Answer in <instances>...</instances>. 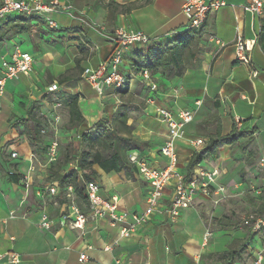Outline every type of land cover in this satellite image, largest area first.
<instances>
[{
  "label": "crops",
  "instance_id": "obj_1",
  "mask_svg": "<svg viewBox=\"0 0 264 264\" xmlns=\"http://www.w3.org/2000/svg\"><path fill=\"white\" fill-rule=\"evenodd\" d=\"M40 1L57 4L49 15L56 24L53 30L43 18L35 16L28 32L13 34L10 26L1 25L14 17L0 19V65L15 50L28 53L33 59L30 75L7 81L0 95V253L17 254L19 264H248L247 245H250L262 252L264 264V231L253 233L242 226L243 220L228 222L221 220L220 215H210L209 198L214 194H198L190 207L173 217L170 214L173 183L164 189L149 221L128 238L120 237V227L110 225L107 219L90 220L82 231L61 225V216L71 203L87 214V202L73 193L62 196L59 189L55 195L47 193L50 187L58 186L52 180L54 172L64 175L74 166L59 167L58 163L48 164L42 159L45 156L38 151L42 137L33 141L28 131L31 122L24 124L31 105L37 104L38 114L45 120L41 136L46 133V126L53 132L46 148L58 137L69 142L70 133L80 136L103 118L111 121L120 98L109 87L97 94L82 78L81 71L95 70L109 59L115 48L114 34L120 28L141 31L154 42L171 39L173 34L187 28L182 8L188 0ZM224 1L227 6L210 13L203 24L200 66L188 69L181 78H159L157 83L162 92L154 89L148 93L153 98L152 104L142 97L138 117H129L126 126H112L121 142H113L102 152L100 163L91 167L101 197H116L121 211L143 212L151 190L129 163L130 156L146 160L152 168L166 167L167 160L159 150L167 129L155 116L156 107L177 113L201 103L193 121L185 127L183 138L175 142L176 169L180 174H186L191 155L198 152L190 143L192 140L202 139L206 143L209 136L227 135L232 130L241 134L239 141L220 147L215 156L203 161L206 170L218 171L211 190L215 191L225 174L229 176L227 170L237 160L241 169L255 167L258 172L264 171L258 163L264 155V8L257 16L247 10L246 0ZM109 2L129 7L130 11L119 12L108 22ZM4 30L8 33L1 37ZM237 38L248 43L247 64L235 59ZM141 48L132 45L126 49L121 72L129 78V94L140 85L144 96L145 87L152 88L153 84L134 75L128 65ZM62 75L69 78L59 85L57 81ZM52 84L59 87L55 94L46 91ZM56 95V100H48ZM72 98L77 100L83 122L59 133V127L68 124L64 103ZM54 103L60 107L53 109ZM54 114L60 118L57 129L51 123ZM11 153H17L18 157L11 159ZM263 192L264 178L250 188V195L258 197ZM261 204L264 205L263 197ZM210 216L214 219L211 223ZM44 219L49 229L41 227ZM216 223L228 227L221 230ZM211 225L216 229L210 230ZM206 230L211 237L204 242ZM241 243L246 248L233 262L225 263L214 256ZM82 254L87 259L80 262Z\"/></svg>",
  "mask_w": 264,
  "mask_h": 264
},
{
  "label": "built area",
  "instance_id": "obj_2",
  "mask_svg": "<svg viewBox=\"0 0 264 264\" xmlns=\"http://www.w3.org/2000/svg\"><path fill=\"white\" fill-rule=\"evenodd\" d=\"M247 10L259 16L264 8V0H246ZM56 3H46L40 0H0V19L8 16L24 15L37 16L43 18L46 26L53 30L56 28L55 22L49 18L55 11ZM227 6L224 0H188L182 13L187 20V28L199 29L203 26L207 16ZM69 9V8H68ZM115 48L107 61L99 65L95 70L85 69L82 73L87 83L93 90L101 95L104 87L114 90L119 89L125 82V76L121 72L124 63V54L126 49L132 45L144 46L150 42V37L138 30L118 29L113 37ZM219 44V42L217 41ZM235 59L239 63H249L247 56L248 43L237 38L234 44ZM33 59L30 54L15 50L9 58L3 60L0 65V95L4 92V86L7 81L15 80L20 75L28 76L32 72ZM144 80H149L146 72L141 76ZM59 89L57 84L47 87L48 93H54ZM154 91L153 85L150 88ZM153 98L148 97L145 102L152 104ZM200 102H196L195 108L181 110L177 113L163 108H155V116L166 127L167 136L160 147V154L167 160L166 167L163 169L152 168L146 160L138 159L136 155L129 157V163L134 165L140 178H142L150 187V195L147 199V207L140 213H127L119 210L118 200L112 196L102 198L100 195V186L95 181H85L82 183L86 196L88 213H82L79 208L71 203L65 214L61 216V225H67L72 230H83L88 221L98 219H107L112 226H119V236L128 238L132 236L139 227L145 225L157 206L160 203L164 189L173 183V197L171 200L170 214L173 217L178 216L182 209H187L192 204L198 194L209 196L218 191H212L211 186L218 177V171H209L205 168H195L192 176L186 179L176 169L175 142L182 139L184 129L189 125L197 112ZM60 107L59 103H54L53 109ZM60 121L59 116L54 114L51 123L57 129ZM238 123V121H236ZM44 131H41L43 133ZM69 142L80 140V136L70 133L67 136ZM196 150H201L205 141L195 139L190 142ZM58 143L56 140L50 142L46 149V161L48 164L54 163L57 158ZM11 159L18 157L17 153H11ZM259 167L264 169V155L259 160ZM75 168V167H74ZM32 171V169H30ZM58 186L50 187L47 193L57 194ZM69 193L73 192L71 186L67 187ZM242 226L249 229L250 232L258 233L264 231V217L256 214H248L242 221ZM41 227L49 229L47 221L41 223ZM211 237V232L206 230L203 235L204 242ZM249 259L248 264H263V254L260 250L247 245ZM87 257L82 254L79 261L83 262ZM20 259L13 252L0 253V263L19 264Z\"/></svg>",
  "mask_w": 264,
  "mask_h": 264
},
{
  "label": "trees",
  "instance_id": "obj_3",
  "mask_svg": "<svg viewBox=\"0 0 264 264\" xmlns=\"http://www.w3.org/2000/svg\"><path fill=\"white\" fill-rule=\"evenodd\" d=\"M148 2L149 0H145ZM107 7V20L111 22L115 19V16L121 13H127L130 11L129 7L119 6L113 2H109ZM14 17L11 20L4 22L1 27L10 26V31L13 34H20L22 32H28L32 26V22L35 20V16L14 15L7 18ZM4 19V20H5ZM4 28V27H3ZM264 28V27H263ZM7 30L1 33V37L6 36ZM204 35V27L199 29L186 28L172 35L171 39L166 42H154L150 41L141 49L136 51L132 58L129 60V67L134 75L142 76L146 72L149 76L150 82L155 87V92H162L158 85L159 78L166 80H173L181 78L188 69H196L200 66L203 58V49L200 47V42ZM79 60L76 59V64ZM81 71L80 74H82ZM69 76L62 75L58 78L57 83L63 84L68 80ZM118 97L122 99L125 95H129V78L125 76V82L122 87L114 90ZM146 95L143 96V101L148 98L152 90L150 87H145ZM153 92V94L155 93ZM55 94V93H53ZM44 98V97H42ZM52 102V101H50ZM77 100L72 98L64 103V106L68 110V128L72 129L78 124L83 122V119L77 109ZM128 105L120 104L114 114L111 121L106 118L98 121L92 128L86 130L80 135V149H72L69 147L63 155L62 161L57 162L58 166H68L73 164L75 168L70 169L64 175H60L54 172L52 180L58 184L59 193L62 196L69 194L67 187L73 188V194L86 200L82 183L85 181H93L94 173L91 171V167L95 164H99L103 158L102 149L108 143L116 144L121 139L116 135L115 129L112 126H126L129 118ZM37 104H32L28 111V119L24 122H31L28 131L33 141H38L41 137V131L44 130L45 120L38 114ZM45 134V133H44ZM43 134V135H44ZM241 138V134L237 130H232L227 135L216 134L215 136H209L204 147L191 155L188 164L186 166V174L184 177L189 179L193 174V169L207 160L209 157L215 156L217 151L222 146H229L236 144ZM116 141V142H115ZM56 163V164H57ZM115 163V160H112ZM58 167V168H59ZM223 230L228 225L222 226L220 223H216ZM231 224L230 226H232ZM236 226V224H234ZM233 225V226H234ZM245 245L241 243L235 249L229 250L222 254L214 255L217 259L226 262H233L240 258V254L245 250Z\"/></svg>",
  "mask_w": 264,
  "mask_h": 264
},
{
  "label": "rangeland",
  "instance_id": "obj_4",
  "mask_svg": "<svg viewBox=\"0 0 264 264\" xmlns=\"http://www.w3.org/2000/svg\"><path fill=\"white\" fill-rule=\"evenodd\" d=\"M143 90L140 85L136 86L132 94L125 95L122 99H119L120 104L124 103L128 105V114L129 117L135 119L138 117V107H143L142 102ZM58 98V96H54L53 98L48 97V100L54 101ZM119 104V105H120ZM61 115V114H60ZM134 123V122H133ZM133 126V125H132ZM46 133L41 136L42 144L39 146L38 151L40 154L45 156L42 158L46 160V146L45 143L48 142L53 137V132H51L50 126H46ZM68 124L63 123L59 127V133H63L64 130H67ZM58 143V153L57 158L54 163L62 161L63 155L66 150L71 147L72 149H80V141H71L67 142L61 138L56 139ZM116 142V141H115ZM130 145H133L130 142ZM113 143L108 142L102 149V152L105 153V150H108ZM144 148V147H143ZM140 149V148H139ZM61 163V162H60ZM259 163V162H258ZM257 165V162L255 163ZM254 165V166H255ZM199 168H204V163H200L198 165ZM241 165L239 161H236V165L230 167L231 169L227 170L229 176L225 174L219 181L215 191L221 190L218 194H214L209 198V211L210 215L217 214L220 215L221 220H227L228 222H238L241 223L245 215L248 213H253L256 215H262L264 217V205L261 204V198H264V192L262 196L252 197L250 195V188L258 183V180L264 178V171H257V169L246 170L245 168L241 169ZM228 178V179H227ZM218 188V189H217ZM214 219L208 218V222L213 221ZM216 229V227H210V230Z\"/></svg>",
  "mask_w": 264,
  "mask_h": 264
}]
</instances>
